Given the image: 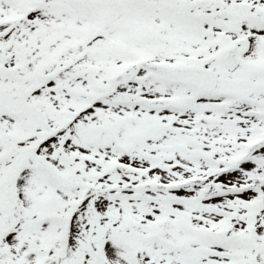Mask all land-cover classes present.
<instances>
[{"label":"snow or ice","instance_id":"obj_1","mask_svg":"<svg viewBox=\"0 0 264 264\" xmlns=\"http://www.w3.org/2000/svg\"><path fill=\"white\" fill-rule=\"evenodd\" d=\"M0 264H264V0H0Z\"/></svg>","mask_w":264,"mask_h":264}]
</instances>
